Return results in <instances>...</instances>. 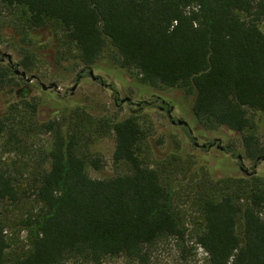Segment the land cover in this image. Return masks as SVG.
Returning a JSON list of instances; mask_svg holds the SVG:
<instances>
[{
	"label": "trees",
	"instance_id": "trees-1",
	"mask_svg": "<svg viewBox=\"0 0 264 264\" xmlns=\"http://www.w3.org/2000/svg\"><path fill=\"white\" fill-rule=\"evenodd\" d=\"M2 7L21 19L14 68L36 75L29 33L49 25L62 47L76 49V64L104 69L114 63L132 69L142 84L189 97L197 120L241 132L245 157L253 165L263 160L254 116L264 114V0H0ZM10 65L0 62V92L11 94L23 77ZM24 93L18 97L35 116L37 102ZM8 101L0 132L17 137L18 102ZM65 107L52 119L36 118L51 140L29 192L0 163V206L20 203L22 194L36 202L21 214L0 209V264H104L115 256L151 264L149 249L159 237L183 240L185 232L172 189L142 158L137 116L93 117L78 105ZM109 132L113 162L130 170L93 178L87 167L98 170L103 160L88 142ZM197 161L211 172L220 159ZM238 164L199 195L194 243L204 264H264V180L240 173Z\"/></svg>",
	"mask_w": 264,
	"mask_h": 264
},
{
	"label": "rangeland",
	"instance_id": "rangeland-1",
	"mask_svg": "<svg viewBox=\"0 0 264 264\" xmlns=\"http://www.w3.org/2000/svg\"><path fill=\"white\" fill-rule=\"evenodd\" d=\"M20 21L18 14L12 9L6 7L0 9V57L3 52L9 53L13 62L17 60V51L12 43L20 38V32L17 30ZM59 36L60 33L49 25L29 33L39 59L38 69H34V74L39 77L45 88L39 87L34 78L33 81H26L23 78L20 86L16 87L11 94L5 90V92H0V118L7 115L8 100L18 102L13 125V131L17 137L4 131L0 132V163L9 174L16 178L19 188H26V192H29L28 184H30L32 172H35L39 163L41 164L51 140L50 132L37 129L36 118L40 121L52 119L63 111L65 106L70 105L84 108L93 117L105 115L122 118L134 111L143 132L138 142L142 158L147 165L160 173L163 184L172 189L174 208L181 217L185 232L183 240L172 236L159 237L150 246L149 260L151 264H204L205 253L194 243V237L200 231L202 220L199 195L205 193L211 183L220 180V176L227 172V167L233 166L234 162L237 163L236 155L225 154V151L215 145H231L232 153L242 157V161L238 160V165L242 166L247 173L252 172L262 180H264V159L253 165L244 155L241 132L233 131L225 126L207 128L192 115L189 97H180L179 92L175 90L169 91L167 88H153L142 84L132 69L120 68L114 63L108 65L101 63V65L105 64L102 66L105 67L104 69L91 67L93 73L99 74L104 80L103 83L111 84V87L119 92L121 98L127 95L135 101L148 98L151 92L164 95L167 100L174 103V116L188 123L198 143L201 144L206 139L212 140L213 137L221 141L209 151L196 147L186 136V128L171 124L165 114L157 108L144 107L141 111H136L138 106L134 104H116L110 89L98 81H93L90 76L75 80L82 65L74 61L76 49L62 47ZM0 62L6 64L8 60L5 58ZM52 82L59 86V93L49 87ZM22 88L29 90L23 98L33 97L37 102L36 117L28 114L24 101L20 100L16 93ZM254 121L258 128L257 134L264 142V114L256 113ZM114 147L115 136L111 132L88 142V149L99 154L103 160V165L98 170L91 166L87 167L89 176L102 178L130 170L125 163L113 162ZM200 157L210 161L220 159L219 167L209 172L206 165L197 161ZM239 172L245 173L243 170ZM21 197L20 203L9 205L7 201L1 204L0 209H8L15 214H21L27 209L31 210L36 207V202L32 201L31 196L22 194ZM17 230L14 228L12 232L11 230L9 232L16 234ZM105 260L104 264H131L124 256H115Z\"/></svg>",
	"mask_w": 264,
	"mask_h": 264
},
{
	"label": "flooded vegetation",
	"instance_id": "flooded-vegetation-1",
	"mask_svg": "<svg viewBox=\"0 0 264 264\" xmlns=\"http://www.w3.org/2000/svg\"><path fill=\"white\" fill-rule=\"evenodd\" d=\"M0 61H1V59H0ZM10 67H12V66L10 65ZM83 76H88V77L90 76V78L93 81H95V82L98 81L101 85H104L105 87L109 88L110 91H111V93H112V95H113V98H114V101H115L116 104H120V105L123 104V103L134 104V105L138 106L135 109L136 111H141L144 107H147V108H150V107L154 108L155 107V108H157L161 113H164L165 114V116L171 122V124H177V125H180L181 127L186 128V136H188L192 140V142L194 143V145L196 147H199L201 149H204L206 151H209L217 142H220L221 141V139H219L217 137H213L212 140L206 139V141L202 142L201 144L198 143L196 141L197 140V137L195 135H193V132L190 129L188 123H187V125H185V124H179L178 123V121L179 120H182V119H178V118H176L174 116V113H173L174 103H172L170 100H167L166 97H164L163 95H161L158 92H151L149 94V97L148 98L141 99V100H135L134 101V100H132V98L130 96H127V95L125 97L121 98L119 96V92L117 90H115L113 87H111V84L103 83L102 77L99 74H94L93 73V69L90 68V67L89 68L82 67L79 70V72L76 74L75 79L77 80L79 78H82ZM30 77H32L30 79V81H33V78H34L35 81L37 83H39L41 85V87H42V82L40 81V79H39L38 76H36V75H30ZM52 88H54L58 93L60 92L58 85H57V87H52ZM153 88H156V87H153ZM28 91L29 90L27 88H22V89L18 90L16 93L17 94H20L22 92H25L27 94ZM126 97H129V99L128 100L125 99ZM215 146L218 147V148H220L221 150H223L225 152L226 151H233V148L229 144L224 145V146H220V145H215ZM236 158H237V160L242 161V157L239 154H236ZM239 169L240 170H243L246 174H249L240 165H239Z\"/></svg>",
	"mask_w": 264,
	"mask_h": 264
},
{
	"label": "water",
	"instance_id": "water-1",
	"mask_svg": "<svg viewBox=\"0 0 264 264\" xmlns=\"http://www.w3.org/2000/svg\"><path fill=\"white\" fill-rule=\"evenodd\" d=\"M5 58H7L8 62L11 63V66L14 68V65H13V61H12V57H11V55H10L9 53H5V52H3L2 55H1V57H0V59H1V60H4ZM14 72H15V74L20 75V76H22L23 78H25L26 81H30V79L32 78V77H27L26 74H25V72L22 71V70H20V69H18L17 67L14 68ZM42 87L45 88V85L42 84ZM49 87H57V85H56V83H53V82H52V83L49 84ZM125 99L128 100L129 97H126ZM123 101H124V100H123ZM178 123H179V124H185V125H187V122L184 121V120H179ZM263 159H264V157H263Z\"/></svg>",
	"mask_w": 264,
	"mask_h": 264
}]
</instances>
